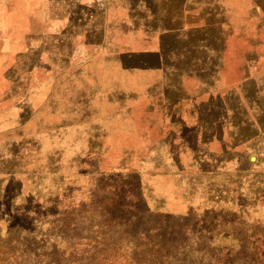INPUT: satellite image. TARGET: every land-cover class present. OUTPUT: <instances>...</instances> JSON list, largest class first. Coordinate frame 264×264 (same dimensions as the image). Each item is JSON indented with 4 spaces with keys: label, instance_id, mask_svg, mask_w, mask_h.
Instances as JSON below:
<instances>
[{
    "label": "rangeland",
    "instance_id": "rangeland-1",
    "mask_svg": "<svg viewBox=\"0 0 264 264\" xmlns=\"http://www.w3.org/2000/svg\"><path fill=\"white\" fill-rule=\"evenodd\" d=\"M200 46L218 61L201 64ZM215 75L234 115L222 124L225 171L178 180L149 101L163 108L169 94L180 105L199 92L201 109L197 89ZM30 95L75 101L79 114L65 110L46 140L51 171L62 163L72 175L31 198L7 183L18 196L0 199V264H264V0H0V108ZM243 120L256 131L251 149L232 143ZM218 147L198 152L208 170Z\"/></svg>",
    "mask_w": 264,
    "mask_h": 264
},
{
    "label": "crops",
    "instance_id": "crops-1",
    "mask_svg": "<svg viewBox=\"0 0 264 264\" xmlns=\"http://www.w3.org/2000/svg\"><path fill=\"white\" fill-rule=\"evenodd\" d=\"M198 48L201 50L200 52L202 55L201 64L203 61L210 62L211 64L218 61L219 58L217 54L219 51L217 48L210 46H200ZM195 53L196 52L193 54ZM152 54L154 59L156 58V63L160 68L163 63L161 53L159 51H153ZM203 54H205V56ZM192 60H194V64H196L198 58L192 56ZM126 79L127 78H122L121 81L126 82ZM217 81L218 77L215 75V77L208 79L206 83H201V89H197L202 91V93L205 94L204 96H206V99L202 102L201 109L196 105L197 101H200L199 92H189L188 97L184 96L183 99L181 98L180 105H175L174 99H169V94L166 95V100L168 101L164 103L163 108H160L159 105H155L158 103L155 97H152L149 101V107H152V122L154 123V118H163V125L160 121L157 127L161 129L162 125L165 134L164 141H166L169 148L176 150V153H173L172 159L179 170L173 171L171 175L175 176L178 180L184 177V174L188 172L190 174L201 175L209 173L217 174L218 172L223 173L225 171L222 170L220 167L221 163L219 162L220 156L225 155L226 150L225 132L222 124L224 121L223 119L231 115L229 113L226 114V109L223 104L225 98L222 96V93L214 89L217 85ZM156 83L157 84L154 83L155 86L160 85V81ZM154 95L157 94L155 93ZM120 98L125 102L126 99L124 95H121ZM65 99V95H57L56 99L53 100H49L48 97L43 98L42 96L37 97L30 95V99H25L23 104H16L9 109L0 108V199L18 196L16 194H7V183L20 184V191L23 192L22 196L24 198H31L49 191L48 182H63L72 175L69 172L66 173L63 168H61L63 167L62 163H59L54 167V170L52 169L53 171H51L53 164L49 163L50 147L48 146V141H46L50 123L56 121V119L57 121L69 119L68 116L65 117L64 115L66 111H76L78 108L76 105L71 104V102L75 101H66ZM136 101V103H140L143 100L139 97ZM214 102H221V108L215 109V106H212ZM203 103H206V105ZM76 112L79 114L78 110ZM139 115L141 114L138 112L137 117ZM34 116L40 118V128L38 131H35V133L40 132L41 134V137H39L40 145H34L33 143L35 136L31 118ZM193 116L197 118L202 116L204 120H201V124L193 123ZM78 117L79 115L73 114V117H71L73 123H76L78 120L76 118ZM231 117H234V115L232 114ZM219 119L220 121L222 120L220 124L218 121H213ZM210 121L214 127L210 126ZM246 123V120L242 121V131L236 133L232 142L234 146H238L240 149H251L256 142V131L253 130L252 133L247 135L245 131ZM249 127H251V121L248 122V128ZM72 128L74 133L76 132L79 134L81 132L75 125H73ZM249 130L251 129L249 128ZM89 134H92L87 139L90 148L91 146L93 147V145L97 146L96 131L92 132V130H89ZM159 134H161V132H159ZM193 134L200 135V141L196 140L195 142L197 143L194 144L191 139ZM57 144L58 147L61 146L59 143ZM77 144L80 145L79 143ZM213 144H217L219 147L215 154L212 153L209 155L211 157L212 155L216 157L218 163L213 165L214 167H212V170H208V166L204 162L205 159H202L203 156H205V152L203 155L198 152L203 149H209ZM37 147L45 148V150H41L42 154H38L37 151L39 149ZM52 148L55 149V147ZM188 151H191L192 162L186 165L182 163V156ZM250 158V160H255L253 156ZM251 171L249 170L248 173L239 171L238 175H250ZM157 202L162 205L163 200Z\"/></svg>",
    "mask_w": 264,
    "mask_h": 264
}]
</instances>
